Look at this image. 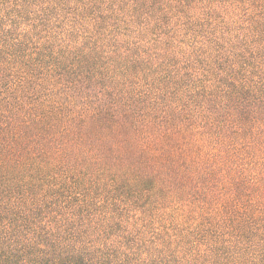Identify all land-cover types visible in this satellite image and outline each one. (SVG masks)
<instances>
[{
	"label": "trees",
	"instance_id": "1",
	"mask_svg": "<svg viewBox=\"0 0 264 264\" xmlns=\"http://www.w3.org/2000/svg\"><path fill=\"white\" fill-rule=\"evenodd\" d=\"M0 264H264V0H0Z\"/></svg>",
	"mask_w": 264,
	"mask_h": 264
}]
</instances>
